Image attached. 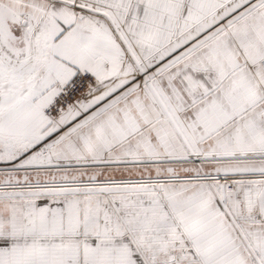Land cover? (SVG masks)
I'll return each instance as SVG.
<instances>
[{
  "label": "snow or ice",
  "instance_id": "snow-or-ice-1",
  "mask_svg": "<svg viewBox=\"0 0 264 264\" xmlns=\"http://www.w3.org/2000/svg\"><path fill=\"white\" fill-rule=\"evenodd\" d=\"M0 264H264V0H0Z\"/></svg>",
  "mask_w": 264,
  "mask_h": 264
}]
</instances>
